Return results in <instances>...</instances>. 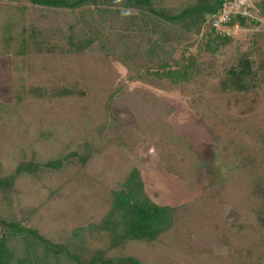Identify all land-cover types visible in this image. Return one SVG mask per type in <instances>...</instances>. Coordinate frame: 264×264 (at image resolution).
Wrapping results in <instances>:
<instances>
[{
    "label": "rangeland",
    "instance_id": "374dc122",
    "mask_svg": "<svg viewBox=\"0 0 264 264\" xmlns=\"http://www.w3.org/2000/svg\"><path fill=\"white\" fill-rule=\"evenodd\" d=\"M247 1L251 9L257 4ZM133 16L0 0V178L22 162L90 155L84 165L71 158L60 170L19 176L0 191V216L64 243L74 229L103 219L112 192L137 168L147 195L175 208L174 226L156 241H129L107 256L264 264V16L253 27L218 31L232 41L211 43L215 52L199 60L206 71L179 84L148 74L169 55H152L149 34ZM72 37L95 40L77 52ZM250 46L259 90H223L229 67ZM62 89L73 94L53 95ZM108 243L106 235L88 234L83 248L91 253Z\"/></svg>",
    "mask_w": 264,
    "mask_h": 264
},
{
    "label": "trees",
    "instance_id": "16d2710c",
    "mask_svg": "<svg viewBox=\"0 0 264 264\" xmlns=\"http://www.w3.org/2000/svg\"><path fill=\"white\" fill-rule=\"evenodd\" d=\"M31 4L55 9L77 10L89 7L101 12L102 16L114 12L120 17L121 5L114 0H28ZM229 0H123L124 7L137 10L132 17L140 19L141 31L149 34L152 41V55L158 56V50L167 53L160 58L155 71H148L175 84L189 82L201 75L205 69L200 63V56L210 50L213 42L229 43V35L218 34L211 26L214 15L219 14ZM250 8L253 16L233 13L227 27L239 25L253 27L259 24L257 15L264 16V0ZM90 10V9H89ZM253 10V11H252ZM136 19V20H135ZM208 31L207 40L199 44L203 32ZM31 35H35L34 32ZM95 38L75 41L70 39V46L80 52L90 47ZM190 46H197L190 52ZM181 50L178 59L173 54ZM253 46L239 51L235 63L227 71V79L222 81L223 90H234L245 94L256 93L260 88V67L255 60ZM43 97L39 88L31 91ZM73 92L62 89L54 96H69ZM109 109V107H108ZM90 155L81 156L73 152L62 158L42 163L22 162L13 174L0 178V191L13 188L15 181L23 174H36L42 167L53 170L63 168L66 161L78 158L84 165ZM111 207L99 223H89L72 231L64 243H57L44 236L38 229L28 227L17 220L0 216V264H142L134 256L109 257V250L118 248L129 241L153 242L168 232L175 223V208L160 205L153 201L145 191L140 171L134 168L121 187L112 192ZM259 221L264 225V211L259 214ZM103 234L109 238L105 249L93 252L83 248L87 235ZM86 251V252H85Z\"/></svg>",
    "mask_w": 264,
    "mask_h": 264
},
{
    "label": "built area",
    "instance_id": "2783aa9c",
    "mask_svg": "<svg viewBox=\"0 0 264 264\" xmlns=\"http://www.w3.org/2000/svg\"><path fill=\"white\" fill-rule=\"evenodd\" d=\"M247 0H229L223 10L213 16L211 26L217 31H221L226 26V23L231 20L233 13H241L243 16H253Z\"/></svg>",
    "mask_w": 264,
    "mask_h": 264
},
{
    "label": "clouds",
    "instance_id": "9594fccd",
    "mask_svg": "<svg viewBox=\"0 0 264 264\" xmlns=\"http://www.w3.org/2000/svg\"><path fill=\"white\" fill-rule=\"evenodd\" d=\"M115 5H121L119 11H120V18L121 19H128L133 15L137 14V10L132 9L130 7H124L123 5V0H114Z\"/></svg>",
    "mask_w": 264,
    "mask_h": 264
},
{
    "label": "water",
    "instance_id": "95a60500",
    "mask_svg": "<svg viewBox=\"0 0 264 264\" xmlns=\"http://www.w3.org/2000/svg\"><path fill=\"white\" fill-rule=\"evenodd\" d=\"M251 2H254V3H259L261 2L262 0H250Z\"/></svg>",
    "mask_w": 264,
    "mask_h": 264
}]
</instances>
